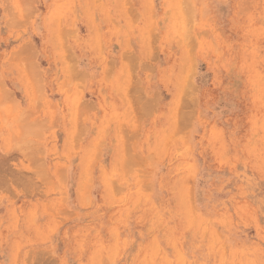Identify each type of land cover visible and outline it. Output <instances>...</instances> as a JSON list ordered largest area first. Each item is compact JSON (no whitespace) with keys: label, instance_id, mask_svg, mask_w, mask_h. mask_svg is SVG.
<instances>
[{"label":"rangeland","instance_id":"rangeland-1","mask_svg":"<svg viewBox=\"0 0 264 264\" xmlns=\"http://www.w3.org/2000/svg\"><path fill=\"white\" fill-rule=\"evenodd\" d=\"M0 264H264V0H0Z\"/></svg>","mask_w":264,"mask_h":264},{"label":"bare ground","instance_id":"bare-ground-1","mask_svg":"<svg viewBox=\"0 0 264 264\" xmlns=\"http://www.w3.org/2000/svg\"><path fill=\"white\" fill-rule=\"evenodd\" d=\"M248 76V75H247ZM247 80V79H246Z\"/></svg>","mask_w":264,"mask_h":264}]
</instances>
